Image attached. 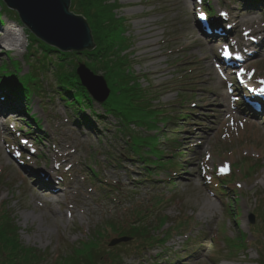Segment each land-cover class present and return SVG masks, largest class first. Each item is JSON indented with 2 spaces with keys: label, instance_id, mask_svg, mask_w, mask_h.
I'll use <instances>...</instances> for the list:
<instances>
[{
  "label": "rangeland",
  "instance_id": "obj_1",
  "mask_svg": "<svg viewBox=\"0 0 264 264\" xmlns=\"http://www.w3.org/2000/svg\"><path fill=\"white\" fill-rule=\"evenodd\" d=\"M109 3L71 0L69 9L79 10L99 31L109 19H123L126 27H120L124 31L120 39L129 44L123 50L128 53L127 71L137 76L142 87L138 100L142 102L132 105L124 94L128 86L111 85L114 73H106L104 59L114 53L107 51L114 44L109 45L101 35L95 44L103 48L104 59L72 56V70L78 65L74 60L88 67L89 59L95 60L96 73L112 88L105 106L106 100L98 103L92 99L88 105L82 92L69 89L70 98H77L86 119L93 121L92 133L75 122L81 121L75 119L79 114L55 93L52 97V84L58 86V79L51 72H35L44 89L30 100L31 113L40 119L41 129L36 132L40 142L21 132L22 128L34 133L24 123L26 118L13 115L0 102V203L12 218L19 242L48 253L49 263L58 253L70 252L87 241L97 245L96 264H263L264 204L258 213L256 208L257 200L264 201V165L259 167L264 163V115L247 106L244 98L259 97L256 101L264 105V96L241 84L264 78V5L200 1L203 9L204 5L209 10L212 7L213 17L218 18L221 9L240 16L226 21L236 22L231 43H237L242 31L256 23L263 28L255 35L258 43L251 44L257 54L242 67L253 69L255 75L241 73L234 79L230 73L235 67L222 72L223 66L214 58L219 47L211 46L198 27L196 10H204L196 0H117L119 6L110 18L105 7ZM9 10L12 13H2L0 4V33L9 23H17L25 31L24 43L19 52L0 47V66L12 70V58L26 72L31 69L25 60L28 47L40 49L34 56L41 58L47 46L35 42L29 33L36 35L17 11ZM219 23L225 24L221 19ZM244 41L250 44L251 40ZM49 56L57 64H65L60 53ZM218 59L222 61L220 53ZM15 108L17 114L22 113L19 105ZM113 110L128 122V135L143 140L141 147H133L131 152L127 134L115 135L118 119ZM225 165L227 170L221 171ZM92 169L96 177H90ZM231 169L237 174L236 180H229L232 183L214 179L215 170L223 179L231 175ZM219 184L225 188L223 193L217 189ZM49 185L58 193L45 196ZM138 218L139 227L146 228L144 237H164L170 230L166 242L151 245L144 238H132L125 244L108 245L120 229L129 228ZM162 218L165 223L158 226ZM238 235L245 236L243 248L235 251L224 245L223 236L228 240Z\"/></svg>",
  "mask_w": 264,
  "mask_h": 264
},
{
  "label": "trees",
  "instance_id": "obj_2",
  "mask_svg": "<svg viewBox=\"0 0 264 264\" xmlns=\"http://www.w3.org/2000/svg\"><path fill=\"white\" fill-rule=\"evenodd\" d=\"M103 1H110V3L108 5H106L105 7H108V15L110 18V14L112 13V11H114V9L116 8V4H117V0H99V2H103ZM254 1H258V0H254ZM0 4L2 7V13L3 12H8V13H12L4 4V2H1L0 0ZM4 6V7H3ZM83 10V9H80ZM73 11V10H72ZM79 11V10H77ZM77 11H74L77 14ZM85 11V10H83ZM0 17H2V14L0 13ZM87 20V19H86ZM88 21V20H87ZM89 23V21H88ZM122 24L126 27L125 23H123V19L120 18H116V19H109V22H107L106 27L102 30L99 31L96 28H91V33H92V38L94 40L100 39L101 37L103 39H107L109 45L112 43L113 45V49L110 48V46L108 47L107 51H113L114 53H110L109 54V58L104 59L103 57V48H100L99 43L98 45L95 44L94 48L90 51V49H84L81 50L80 52L78 51H59L58 49H56L55 47H51L50 45L40 41L38 42V40L33 36V40L39 44H45L47 46L46 50H44L45 52H42L41 54V58H40V63H38L36 60V66L38 67V69L41 71H45L47 72H51L56 79H58V89H60L61 93V97H63V99H68L69 100V106L71 108V110L74 112L76 116V119H78L77 117H79L81 119V121H76L78 124L82 125L83 127H85L87 130L89 131H93L95 130V126L93 121H89L86 119V116L84 115L83 111L85 110L83 107L79 108V104H81L79 102V100L77 98H75L74 100H72L70 98L69 95V89L71 87H75L76 89H78V91L82 92V96L85 97V101H87L88 105L90 103H93L90 96L88 94H86V90L84 89V87L81 86L78 76L75 73V70H72L73 65H72V56H75L77 54H83L85 56H87L88 58L92 57V56H99L100 57V61L101 58L105 60V63L107 65L106 68V73L108 75H110L111 73H114V75L112 77H110L111 80V85H113L114 87H121L124 88L125 86H128L129 88L124 90V94L125 97L127 99V101H129L130 103H132V105L137 106V104H139L138 99L141 97V92H142V87L137 84L138 83V79L136 75H132L131 70L127 71V65L128 63L126 62L128 59V53L125 52L123 53V50H126V47H128V43H126L127 41H122L121 39L124 38L122 37V32L124 31H120V27L122 26ZM127 30V28H126ZM102 32H105L106 34H102ZM108 34V35H107ZM97 35V36H94ZM101 35V37H99ZM121 38V39H120ZM44 45V46H45ZM115 46V47H114ZM42 50V47H41ZM106 51V50H105ZM106 51V52H107ZM127 51V50H126ZM51 52H55V53H60V55L62 56V61L65 63L64 65L62 64H57L55 61H53L50 57V53ZM105 52V53H106ZM108 54V53H106ZM116 58H115V55ZM26 57L29 55L26 53L25 54ZM44 59H43V58ZM69 59V60H68ZM68 62L71 64L70 67H66V62ZM74 62H79L74 60ZM73 62V63H74ZM104 62V61H103ZM38 63V64H37ZM50 63H52V67H54V69L49 65ZM90 64V69L93 72H97V68L96 67V61L93 59H89V61L87 62ZM34 64V63H33ZM52 69V70H51ZM131 69V68H130ZM51 70V71H50ZM7 73V72H6ZM11 74V73H7L6 75ZM16 75H12V78H8L5 79L3 78V82L2 84L4 85H9V95L6 96L7 99L15 97L16 102L23 103L24 100L26 101V99L28 98V88L26 87L25 83H21L20 81L14 82L15 80L12 79H17L15 77ZM31 79L33 80V77H31ZM35 79V77H34ZM37 85V84H36ZM109 86V83H108ZM112 86V87H113ZM111 88V86H109ZM112 89V88H111ZM112 91V90H111ZM77 96V95H75ZM78 97V96H77ZM122 104H124L123 102H121ZM83 104V103H82ZM87 105V106H88ZM105 105H109L108 100L105 101V103L103 104V106ZM125 106L122 105L121 110V114H122V109ZM79 108V109H78ZM26 109V108H25ZM113 115L117 117V114H114V110L112 111ZM100 115H93L94 118H98L100 120L101 116ZM121 117V118H120ZM118 116V128L116 129V133L115 135L118 134H127L128 136V140H126V144L129 146L130 150L133 149V147H139L140 145L142 146L144 144L143 140H141L140 137L135 136L132 137L131 135H128V130L125 127V124H127L128 122H124L123 121V117L122 116ZM131 139V140H129ZM130 141V142H129ZM140 146V147H141ZM164 223V220H162L159 223V226H162ZM109 226L116 231V227L114 226L113 223H109ZM120 229V228H119ZM146 234V230L145 228L139 227V226H135V225H131V227L129 228V230L125 231L120 229L118 235H128V236H133V237H142L145 236ZM18 234H17V230L14 229V224L12 221V218L9 216V214L7 213V210L4 206V204L0 203V264H96V257H99V254L96 253L95 254V247L97 245H95L93 242H88L87 241H83L80 243V246H78L77 248L72 249V251L70 252H61L57 254L56 257L53 258L52 261L47 260L48 259V253H46L45 251H39L37 249H33V248H28L24 245H22L19 242V238H18ZM164 240V239H163ZM242 240L243 238H236L235 241L232 240H227L228 245L231 247L233 246L234 248H236L237 246L239 247L240 245H242ZM260 255H262L263 259H264V254L262 252H260ZM260 260V259H259ZM264 264V263H263Z\"/></svg>",
  "mask_w": 264,
  "mask_h": 264
},
{
  "label": "water",
  "instance_id": "obj_3",
  "mask_svg": "<svg viewBox=\"0 0 264 264\" xmlns=\"http://www.w3.org/2000/svg\"><path fill=\"white\" fill-rule=\"evenodd\" d=\"M17 11L21 21L45 43L62 51L92 50L90 27L82 15L69 10L70 0H3ZM76 74L94 101L102 103L110 93L104 77L79 62ZM121 239L110 242L113 245Z\"/></svg>",
  "mask_w": 264,
  "mask_h": 264
},
{
  "label": "bare ground",
  "instance_id": "obj_4",
  "mask_svg": "<svg viewBox=\"0 0 264 264\" xmlns=\"http://www.w3.org/2000/svg\"><path fill=\"white\" fill-rule=\"evenodd\" d=\"M228 14L230 15L231 12H229ZM231 17H234L236 19L237 17H240V16H238V14L236 13V14H232ZM215 19H217V18H215ZM262 29H263L262 26L260 28V24L256 23L250 28L249 31L245 32V33H247V35H245V33H244L241 36V38L246 40V41H247V39L251 40L250 42L253 43V41H252L253 37L258 32H262ZM226 30H227V32H226ZM231 32L235 33V31H234V29L232 27H230V28L224 27L221 34L222 35L226 34V36L229 37L231 35ZM262 35L264 36V33ZM23 36H25L24 29L20 28L17 23L16 24L9 23V25L6 27V29L2 33H0V47L19 52V51H21L23 43H24V37ZM263 36L261 37V40L264 42V37ZM242 39L240 41L245 42ZM211 41H215V39H212ZM209 43H210L211 46L212 45H218L219 46V43L217 41L209 42ZM244 45L247 46V43L245 42ZM237 48H238V46L236 45L233 48V52H237ZM219 53H220V51H219V48H218V50L216 51V54L214 55L215 60H219L218 59ZM226 97L227 96L225 94L222 95L223 99H226ZM253 104L258 105L257 103H253ZM256 111H258V108H256ZM43 166L45 167V165H43ZM48 187L50 188V190L48 188V190L45 192V196H52L53 194H57L58 193V191H56V189H55L56 187L54 188L52 185H49ZM50 200H52L53 203L57 202L56 199H50Z\"/></svg>",
  "mask_w": 264,
  "mask_h": 264
},
{
  "label": "snow or ice",
  "instance_id": "obj_5",
  "mask_svg": "<svg viewBox=\"0 0 264 264\" xmlns=\"http://www.w3.org/2000/svg\"><path fill=\"white\" fill-rule=\"evenodd\" d=\"M222 15H223V13H222ZM201 16H202V14H201ZM245 35H247V33H245ZM224 55L227 57V56L230 55V52L227 49H225ZM241 71H243V69ZM261 83H264V81H262ZM261 91H264V88H262ZM226 170H227V166L226 165L221 168V171H226Z\"/></svg>",
  "mask_w": 264,
  "mask_h": 264
}]
</instances>
